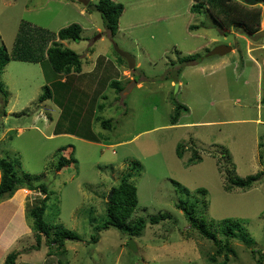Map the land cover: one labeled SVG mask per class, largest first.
<instances>
[{
	"label": "rangeland",
	"instance_id": "374dc122",
	"mask_svg": "<svg viewBox=\"0 0 264 264\" xmlns=\"http://www.w3.org/2000/svg\"><path fill=\"white\" fill-rule=\"evenodd\" d=\"M112 1L124 6L114 36L97 11L75 0H0V46L8 52L22 23L51 33L71 24L82 28L79 41H60L80 56L81 73L58 75L47 60H12L0 72V158L15 164L19 178L47 187L43 221L62 225L79 240L66 241L58 255H48L45 239L38 250L30 249L35 240L25 211L40 197L22 188L10 199L24 206L23 217L0 218L1 264L16 250V264H209L216 245L190 228L176 208L180 201H198L204 209L196 222L208 228L211 221H241L255 259L231 238L235 254L228 264H259L260 257L264 264L263 1L254 6L261 24L253 37L216 26L206 10L192 14V0ZM203 23L208 28L191 29ZM218 45L232 52L206 57ZM114 46L132 57L133 70ZM189 57L197 60L184 64ZM113 81L121 91L109 86ZM47 89L51 98L40 103ZM175 104L188 111L171 125ZM107 120L108 128L102 125ZM61 148L73 163L56 174ZM131 171L137 197L132 220L146 221L141 235L129 237L112 227L95 232L105 220L110 190ZM252 175L259 180L250 188L226 190L229 178ZM161 215L170 219L148 222ZM14 228L20 231L16 242ZM217 231L216 239H223Z\"/></svg>",
	"mask_w": 264,
	"mask_h": 264
},
{
	"label": "trees",
	"instance_id": "16d2710c",
	"mask_svg": "<svg viewBox=\"0 0 264 264\" xmlns=\"http://www.w3.org/2000/svg\"><path fill=\"white\" fill-rule=\"evenodd\" d=\"M193 5L190 9L192 14L201 15L203 10H206L210 16L215 20L216 26L218 23L221 26L227 28L234 27L239 30L242 29L246 35L253 37L258 35L259 26L261 24V14L254 6H249L244 0H192ZM259 4L261 1L258 0ZM86 11H97L103 22L104 29L110 36H114L118 31V20L124 11V6L121 3H116L112 0H97L96 4H90L85 7ZM208 28L206 24H200L198 26H191V29ZM82 28L78 24H71L66 28L60 29L56 33H51L46 29H42L37 26H32L26 23H22L17 31L12 50L8 52L5 47L0 46V72L5 66L12 60L27 61V62H40L47 60L53 72L58 75H71L79 74L82 71L80 56L74 51L62 47L60 41L70 40L77 42L80 40ZM202 58V56L198 57ZM195 57L185 58L182 61L184 64H189L196 61ZM178 72H181L179 70ZM110 87H113L117 92L122 89L119 87L118 82H111ZM0 88V93H1ZM51 98V93L47 89L40 97L39 102L42 103ZM7 101L4 99V104ZM4 105V106H5ZM188 108L181 104L174 105V111L171 115V125H176L181 117L182 113H186ZM3 115L4 112H3ZM102 125L106 128L110 127V120L103 121ZM61 150H58L57 164L54 169V173L60 172L62 169L70 166L73 162L68 156L61 154ZM177 154L182 156L181 149L178 147ZM193 159L194 162H198V159ZM135 171V167L132 168ZM128 172L121 178L119 184L113 187L109 200L105 203L106 217L102 225L95 227V232L105 230L110 227L116 228L129 237H138L141 235L145 228L146 221L143 219H133L132 214L137 206L136 187L131 183L133 173ZM262 175V174H261ZM25 179H28L25 176ZM258 175H252L246 179L242 178H229V185L226 186V190L230 191L233 188L246 190L250 188L254 182H257ZM174 186L182 191L183 194L189 195V192L181 188L180 185L174 183ZM22 188H26L29 191L39 194V199L35 200L32 204L26 206L25 218L27 219L28 226L33 234L35 244L30 246V249L38 250L42 245V240L45 239L46 246L49 248L48 255L63 254L61 249L64 247L66 241H78L79 236L74 232L67 230L60 224L48 225L43 221L45 213L46 203L49 199L47 187L44 184H33L30 181H24L17 176L15 164L6 159L0 158V202L10 199L14 193ZM201 195L207 194L206 190H198ZM176 208L180 210L185 219L190 224V228L198 232L200 236L210 241H213L216 245V251L214 256L208 257L209 264H228L229 255L235 254L231 245L230 239L240 240L243 244L249 248L252 257L255 259V252L250 248L252 242L251 239L245 233L244 227L241 225V221H232L231 219H223L219 221H211L212 228L206 227V225L195 218L199 217V211L203 213V206L198 205V201L188 203L186 201H180L176 204ZM200 219L202 216L199 217ZM170 219L168 215H161L151 218L148 222L150 224H157L159 221ZM221 230L223 239L218 240L215 237L217 228ZM246 234H244V233ZM247 236V237H246ZM92 236V241L97 242L98 238ZM21 252L13 251L8 253L2 264H16ZM223 257L221 262H218V258ZM260 264L262 257L256 259ZM55 264H68L61 260H57Z\"/></svg>",
	"mask_w": 264,
	"mask_h": 264
},
{
	"label": "water",
	"instance_id": "95a60500",
	"mask_svg": "<svg viewBox=\"0 0 264 264\" xmlns=\"http://www.w3.org/2000/svg\"><path fill=\"white\" fill-rule=\"evenodd\" d=\"M75 1H77L78 3H80L83 6H87L89 3V0H75ZM244 1L247 4H249L250 6H255V5L259 4L258 0H244ZM259 35L264 38V32H260ZM114 50L118 54L119 57L124 58L127 61L128 68L130 70H133L135 68V62L128 53L119 50L116 46H114ZM231 52H232V48L230 46L218 45V46L214 47L212 50H210L206 54V57H212V56L222 57V56L227 55ZM110 196H111V192L107 198V201L109 200ZM128 247H129V250L135 251V246H134L132 241L129 242Z\"/></svg>",
	"mask_w": 264,
	"mask_h": 264
},
{
	"label": "crops",
	"instance_id": "0c3cea01",
	"mask_svg": "<svg viewBox=\"0 0 264 264\" xmlns=\"http://www.w3.org/2000/svg\"><path fill=\"white\" fill-rule=\"evenodd\" d=\"M263 50H264V47H263ZM262 64L264 65L263 62H262ZM15 195H14V197H15ZM14 197L12 199H9L7 201H3L2 203H0V218H5L6 222L13 221L16 213H17V215H20V217L21 216L23 217L24 206L22 204H20V205L17 204L18 201H16L14 199ZM13 204H15V206L12 207ZM17 208H18V210H17ZM0 220H2V222H4V219H0ZM10 224L12 227H15L13 225V223H10ZM22 224H23V221H22ZM26 231H28V229L26 228V226L24 224L23 232H26ZM19 232H20L19 229L14 228V232L11 233V239L13 241L16 242V240H18L17 236L19 235ZM0 234H1V232H0ZM3 257H4V255H2L0 252V260H2ZM0 264H1V261H0Z\"/></svg>",
	"mask_w": 264,
	"mask_h": 264
}]
</instances>
